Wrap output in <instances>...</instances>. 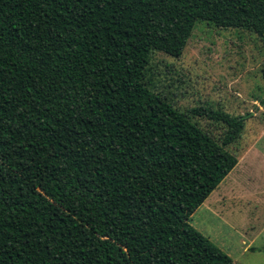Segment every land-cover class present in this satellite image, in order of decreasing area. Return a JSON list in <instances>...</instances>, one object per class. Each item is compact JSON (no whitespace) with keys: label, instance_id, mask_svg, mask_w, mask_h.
I'll list each match as a JSON object with an SVG mask.
<instances>
[{"label":"trees","instance_id":"obj_1","mask_svg":"<svg viewBox=\"0 0 264 264\" xmlns=\"http://www.w3.org/2000/svg\"><path fill=\"white\" fill-rule=\"evenodd\" d=\"M201 22L264 46V0H0V264H239L190 219L248 115L148 76Z\"/></svg>","mask_w":264,"mask_h":264},{"label":"rangeland","instance_id":"obj_2","mask_svg":"<svg viewBox=\"0 0 264 264\" xmlns=\"http://www.w3.org/2000/svg\"><path fill=\"white\" fill-rule=\"evenodd\" d=\"M263 63L264 46L255 33L201 22L181 58L154 53L148 73L154 90L182 111L208 104L248 115L241 138L229 148L239 164L190 219L239 264H264ZM200 124L217 139L225 133L220 125ZM251 240L254 250L243 252Z\"/></svg>","mask_w":264,"mask_h":264},{"label":"crops","instance_id":"obj_3","mask_svg":"<svg viewBox=\"0 0 264 264\" xmlns=\"http://www.w3.org/2000/svg\"><path fill=\"white\" fill-rule=\"evenodd\" d=\"M210 239H211V237H210ZM254 241L255 240H251V242L250 243H244V244H242V245H244L245 247L243 248V252H248L249 250H254ZM216 244V243H215ZM217 245V244H216ZM220 249H222V247H220L219 245H217ZM242 248V247H241ZM225 253H227L230 257H232V255H231V253L230 252H227V251H225V249H222ZM232 259H233V257H232ZM234 260V259H233ZM235 261V260H234ZM236 262V261H235ZM238 263V262H237Z\"/></svg>","mask_w":264,"mask_h":264}]
</instances>
